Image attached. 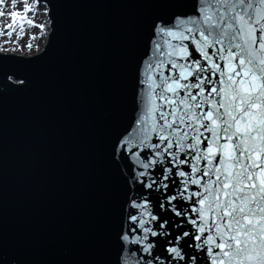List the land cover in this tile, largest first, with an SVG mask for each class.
I'll return each instance as SVG.
<instances>
[{
  "label": "water",
  "instance_id": "95a60500",
  "mask_svg": "<svg viewBox=\"0 0 264 264\" xmlns=\"http://www.w3.org/2000/svg\"><path fill=\"white\" fill-rule=\"evenodd\" d=\"M46 4L43 48L0 51V264H118L130 161L115 145L138 112L154 25L192 14L193 0ZM163 195L149 199L168 220V235L153 239L169 264L168 241L191 226L167 204L160 212ZM197 264H208L204 253Z\"/></svg>",
  "mask_w": 264,
  "mask_h": 264
},
{
  "label": "snow or ice",
  "instance_id": "6c2138e0",
  "mask_svg": "<svg viewBox=\"0 0 264 264\" xmlns=\"http://www.w3.org/2000/svg\"><path fill=\"white\" fill-rule=\"evenodd\" d=\"M49 11L46 0H0V18H11L0 36L16 18L17 42L24 22L46 35L50 18L37 21ZM138 83L136 118L114 149L130 161L118 264H164L153 238L169 225L153 191L165 194L160 212L167 204L191 226L168 241L169 264H197L199 253L264 264V0H193L192 14L156 23Z\"/></svg>",
  "mask_w": 264,
  "mask_h": 264
},
{
  "label": "rangeland",
  "instance_id": "374dc122",
  "mask_svg": "<svg viewBox=\"0 0 264 264\" xmlns=\"http://www.w3.org/2000/svg\"><path fill=\"white\" fill-rule=\"evenodd\" d=\"M44 8H40V12L43 13ZM29 16H32V13L28 14ZM49 19V16L40 15L37 22H43L45 20ZM8 23H11V18L3 17L0 18V26H5ZM21 21L19 18H16V24L14 25L15 31H12V29H5V31H12V36L9 37L7 35L0 36V48H6L9 49L8 51H12V49H15L16 52L25 53V54H31L36 53L40 51L47 39L48 33L46 35H41V30L39 28H33L27 25L26 22H24V29L25 34L20 37L19 41L17 42V36L20 31ZM49 31V28L46 30ZM32 36H35L36 39L31 40L32 48L29 49L27 47V44L29 43V40ZM10 41L9 43H5V41Z\"/></svg>",
  "mask_w": 264,
  "mask_h": 264
},
{
  "label": "bare ground",
  "instance_id": "6f19581e",
  "mask_svg": "<svg viewBox=\"0 0 264 264\" xmlns=\"http://www.w3.org/2000/svg\"><path fill=\"white\" fill-rule=\"evenodd\" d=\"M48 16H49V14H48ZM49 18H50V16H49ZM51 20V19H50ZM49 29H50V27H49Z\"/></svg>",
  "mask_w": 264,
  "mask_h": 264
}]
</instances>
